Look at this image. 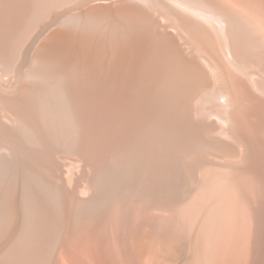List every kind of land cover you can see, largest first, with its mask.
<instances>
[{
  "label": "bare ground",
  "instance_id": "bare-ground-1",
  "mask_svg": "<svg viewBox=\"0 0 264 264\" xmlns=\"http://www.w3.org/2000/svg\"><path fill=\"white\" fill-rule=\"evenodd\" d=\"M0 264H264V0H0Z\"/></svg>",
  "mask_w": 264,
  "mask_h": 264
}]
</instances>
